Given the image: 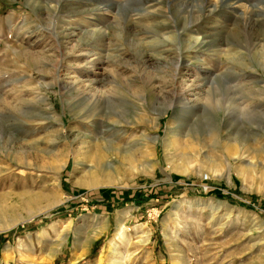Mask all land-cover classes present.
I'll list each match as a JSON object with an SVG mask.
<instances>
[{
	"label": "rangeland",
	"instance_id": "374dc122",
	"mask_svg": "<svg viewBox=\"0 0 264 264\" xmlns=\"http://www.w3.org/2000/svg\"><path fill=\"white\" fill-rule=\"evenodd\" d=\"M258 9L0 0V264H264Z\"/></svg>",
	"mask_w": 264,
	"mask_h": 264
},
{
	"label": "bare ground",
	"instance_id": "6f19581e",
	"mask_svg": "<svg viewBox=\"0 0 264 264\" xmlns=\"http://www.w3.org/2000/svg\"><path fill=\"white\" fill-rule=\"evenodd\" d=\"M202 1V0H201ZM204 2V1H203ZM48 8V7H47ZM46 8V9H47ZM45 9V8H44ZM45 9V10H46ZM257 15H260V16H264V13L262 12V11H260L259 9L255 12ZM103 34V36L105 35L104 33H102ZM247 38V37H246ZM250 38V37H249ZM251 40V39H250ZM164 42H166V41H164ZM152 47H157L158 46V44L157 43H154V44H152L151 45ZM261 47L260 48H262V49H264V45L262 44V45H260ZM222 145H223V148L224 149H226V152L228 153L229 152V146L226 144V143H222ZM62 242H65V239H63V240H61ZM77 246V245H76Z\"/></svg>",
	"mask_w": 264,
	"mask_h": 264
},
{
	"label": "trees",
	"instance_id": "16d2710c",
	"mask_svg": "<svg viewBox=\"0 0 264 264\" xmlns=\"http://www.w3.org/2000/svg\"><path fill=\"white\" fill-rule=\"evenodd\" d=\"M4 238V236H0V240H2Z\"/></svg>",
	"mask_w": 264,
	"mask_h": 264
}]
</instances>
